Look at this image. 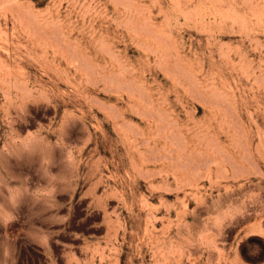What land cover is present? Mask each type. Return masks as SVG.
<instances>
[{"label":"rangeland","instance_id":"374dc122","mask_svg":"<svg viewBox=\"0 0 264 264\" xmlns=\"http://www.w3.org/2000/svg\"><path fill=\"white\" fill-rule=\"evenodd\" d=\"M0 264H264V0H0Z\"/></svg>","mask_w":264,"mask_h":264}]
</instances>
